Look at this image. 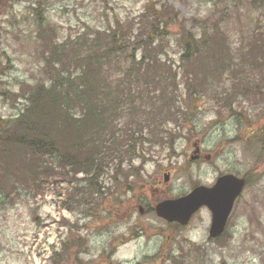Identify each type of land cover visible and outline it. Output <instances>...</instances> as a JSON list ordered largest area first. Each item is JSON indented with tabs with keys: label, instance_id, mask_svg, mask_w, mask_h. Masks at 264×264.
<instances>
[{
	"label": "rangeland",
	"instance_id": "1",
	"mask_svg": "<svg viewBox=\"0 0 264 264\" xmlns=\"http://www.w3.org/2000/svg\"><path fill=\"white\" fill-rule=\"evenodd\" d=\"M3 1L2 119L17 112L22 84L41 82L47 76L43 60L49 41L61 43L85 33L91 35L117 22L123 26L136 23L135 38L147 7L173 8L198 36L204 25L209 26L208 32L221 26L222 34L216 33L209 41L224 40L225 51L229 46L234 55L229 65L236 66L231 68L233 72L219 75L218 80L210 52L196 55L190 64L181 63L176 28L162 32L154 45L160 50V59L168 63L156 66L164 75L162 84L168 85L167 95L173 89V77L165 76L172 73L179 81L182 74L196 76L192 90L201 96L194 101L192 112L184 95L181 108L174 111L177 115L160 116L158 110L151 116L152 128L160 132L156 137L162 139L160 144H154L144 132L142 137L135 136L136 153L131 157L123 148H127L125 135L118 142L121 146L116 145L118 154L108 148L110 155L123 160L120 170L127 172L128 179L124 180L110 162L103 166L105 172L95 175L98 193L89 187L83 171L70 173L68 165H54L47 176L36 175L34 165H20L19 160L31 161V156L25 153L24 158L23 152L16 151L6 170L1 165L4 151L0 149V264H161L164 260L170 264H264V134L255 145L245 140L252 130L264 129V37L259 32L264 29V6L255 0ZM225 7L229 15L220 14ZM44 17L47 22L40 35ZM243 46L253 52L255 66L252 60L243 66ZM137 56L140 58V52ZM168 68L170 71L164 73ZM246 80L251 81L252 88H260V93L236 96L230 109L224 103L234 98L233 82ZM156 88L143 90L146 100L156 96ZM223 88H229L230 93L217 98L214 91ZM187 115L192 121L184 119ZM147 118L149 121L146 109L138 122ZM197 142L201 146L199 158L192 156ZM229 173L248 177L249 184L236 202L222 237L209 238L211 213L207 208L200 209L188 225L180 228L153 212L159 201L188 194L198 185L211 186L218 176ZM139 205L148 214L140 215Z\"/></svg>",
	"mask_w": 264,
	"mask_h": 264
},
{
	"label": "trees",
	"instance_id": "2",
	"mask_svg": "<svg viewBox=\"0 0 264 264\" xmlns=\"http://www.w3.org/2000/svg\"><path fill=\"white\" fill-rule=\"evenodd\" d=\"M255 1L264 6V0ZM4 5L5 1L0 0V9ZM220 14L229 15L230 12L225 7ZM139 20L141 22L137 25L139 28L136 29L135 38L133 31L136 23L123 26L117 22L114 27L95 30L91 35L85 33L68 38L65 42L47 43V54L43 60L47 76L41 82L22 84L17 94L20 102L17 112L8 119L0 118V149L4 151L1 165L6 170L11 167L12 156L15 157L17 151L23 152L24 158L27 157L25 153L31 156V161L19 160V163L34 165L37 168L36 175L44 173L47 176L54 165H68L70 173L83 171L89 179V187L95 189L96 193L99 190L95 175L103 172V166L110 162L118 169L117 173L123 174L124 180H127V172L122 173L120 170L123 160L116 154L110 155L108 148L112 147V151L116 150L118 154L116 145L121 146L118 142L125 135L128 150L123 148L131 157L136 153L138 139L135 136L142 137L144 132L154 144H160L162 139L156 138L160 132L157 134L152 128L154 120L151 116L157 114L158 110L160 116L163 113L177 115L174 111L181 108L180 100L184 95L187 97L184 101L190 102L192 112L194 101L201 96L193 93L196 76L190 74V71V75L182 74V82L176 80L172 73L166 74L165 78L173 77V89L169 95L166 90L168 85L165 87L162 84L164 75L159 74L156 66L168 63L160 59V50L154 43L162 32L168 33L172 27L176 28L182 48L181 63L190 64L196 55H205L208 51L216 62L214 72L218 80L219 75L233 72L231 68L234 69L236 64L229 65L234 55L229 46L228 51H225L227 43L224 40L209 41L216 33L222 34L221 26L208 32L209 26L204 25L203 33L198 36L188 28L183 18H179V13L165 5L145 8ZM46 22V17L42 18L40 35L43 23ZM259 32L264 37V29ZM242 50L246 57L243 66H246L248 60H252L255 66L257 62L253 52L244 46ZM261 65L264 68V58H261ZM169 71L168 68L164 73ZM250 82H233L231 90L234 98L224 104L233 109L232 101H235L236 96L243 93L246 97L253 91L260 93V88H252ZM154 85L158 88L156 96L146 100L143 90ZM214 92L217 98H221L230 93V89H216ZM146 109L149 121L147 118L138 122V117ZM184 119L192 121L188 115ZM165 124L161 122L163 127ZM252 134L253 140L249 138ZM263 134L264 129L252 130V133L245 136V140L255 145L263 139Z\"/></svg>",
	"mask_w": 264,
	"mask_h": 264
},
{
	"label": "water",
	"instance_id": "3",
	"mask_svg": "<svg viewBox=\"0 0 264 264\" xmlns=\"http://www.w3.org/2000/svg\"><path fill=\"white\" fill-rule=\"evenodd\" d=\"M245 184V178L225 174L218 177L212 186L200 185L185 196L160 202L155 211L160 218L185 225L197 210L206 206L212 213L210 236L218 237L224 231L235 200Z\"/></svg>",
	"mask_w": 264,
	"mask_h": 264
},
{
	"label": "flooded vegetation",
	"instance_id": "4",
	"mask_svg": "<svg viewBox=\"0 0 264 264\" xmlns=\"http://www.w3.org/2000/svg\"><path fill=\"white\" fill-rule=\"evenodd\" d=\"M200 154H201V152H199L198 157H199ZM200 157H201V156H200ZM143 208H144V207H143ZM143 208H142V209H143ZM144 214H148V213H144ZM144 214H143V215H144ZM174 226L177 227V228H179V227H178L179 225L176 224V223L174 224ZM161 264H170V261H166V260H164L163 262H161Z\"/></svg>",
	"mask_w": 264,
	"mask_h": 264
}]
</instances>
